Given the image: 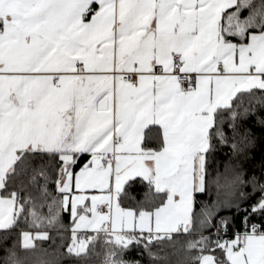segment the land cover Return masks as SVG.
I'll return each instance as SVG.
<instances>
[{"label":"snow or ice","instance_id":"1","mask_svg":"<svg viewBox=\"0 0 264 264\" xmlns=\"http://www.w3.org/2000/svg\"><path fill=\"white\" fill-rule=\"evenodd\" d=\"M145 259L264 264V0H0V264Z\"/></svg>","mask_w":264,"mask_h":264},{"label":"trees","instance_id":"2","mask_svg":"<svg viewBox=\"0 0 264 264\" xmlns=\"http://www.w3.org/2000/svg\"><path fill=\"white\" fill-rule=\"evenodd\" d=\"M68 223L70 224V220L68 221ZM16 237H15V235L13 236V239H15ZM59 243V238L57 237V244ZM50 245L52 246V247H55V245H52V242L51 241H48V242H46V243H44V245H43V247L44 248H50ZM175 259V258H174ZM65 264H67V262H65ZM73 264H78V262H73ZM145 264H148V261H147V259H145Z\"/></svg>","mask_w":264,"mask_h":264}]
</instances>
